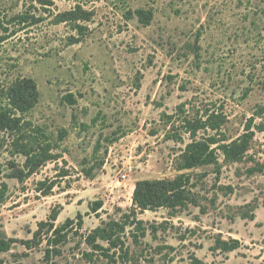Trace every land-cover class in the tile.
I'll return each instance as SVG.
<instances>
[{
  "label": "rangeland",
  "instance_id": "obj_1",
  "mask_svg": "<svg viewBox=\"0 0 264 264\" xmlns=\"http://www.w3.org/2000/svg\"><path fill=\"white\" fill-rule=\"evenodd\" d=\"M76 6L91 13L88 22L66 15ZM139 9L152 12L148 26L134 15ZM23 78L39 92L24 118L57 160L19 182L9 164L24 158L0 141V191L7 186L0 238L31 240L37 224L58 212L52 223L61 243L51 260L59 264H190L191 257L264 264V0H0V85ZM206 115L224 119L207 132L218 140L253 133L240 162L218 151L217 166L189 172L206 174L192 180L206 213L190 205L174 216L166 209L133 215L137 181L188 173L178 167L189 135L180 130L184 144L168 137L184 117ZM247 204L257 206L253 221L240 218ZM125 215L133 226L121 235L122 249L109 259L93 253L85 238ZM219 239L239 248L223 252ZM46 243L13 244L0 263L47 264Z\"/></svg>",
  "mask_w": 264,
  "mask_h": 264
},
{
  "label": "trees",
  "instance_id": "obj_2",
  "mask_svg": "<svg viewBox=\"0 0 264 264\" xmlns=\"http://www.w3.org/2000/svg\"><path fill=\"white\" fill-rule=\"evenodd\" d=\"M68 16H72L76 21L88 22L91 17V13L83 11L80 6H76L75 9L66 13ZM134 15L138 19V22L144 26H148L152 20V12L139 9L134 12ZM27 19V17L21 15L18 17L20 20ZM79 30L85 29V27L77 25ZM6 31V29L4 28ZM79 41H75L77 43ZM39 92L37 86L32 79H16L7 86L0 85V141L7 144L11 155H20L24 158L23 164L19 167L12 168L11 178L17 179L19 182H23L24 179L29 178L36 171L44 166L48 161H56L55 156L51 152V145L43 142L39 139L38 128H33L32 123L25 120L24 116L31 111L38 103ZM184 106L179 105L177 107L180 114H184ZM167 119L172 120L174 116L165 115ZM179 117V116H176ZM221 118V119H220ZM221 116L206 115V118L196 117L189 119L184 117L180 121L178 127H174L175 133L172 134V139L176 142L184 144L181 131L189 135V142L185 143L184 149L180 155V163L178 170L187 171L188 173H182L177 175L173 179H159V180H139L135 183L132 192V210L131 213L136 215L137 213H143L145 211H156L159 209H166L174 216L188 208V206H194L199 208L201 214L206 213V209L201 207L197 200V193L193 190L196 188V184L192 183L193 179L197 181L203 180L206 177L205 173L193 174L190 171L197 170L206 166H217L219 151L225 161L237 163L240 162L245 153L249 149L250 142L253 139V133L250 129H246L245 134L241 135L233 141L227 139L218 140L213 136H208L207 132H218L220 125L223 122ZM203 132V137H197L199 132ZM32 133V134H31ZM256 169H250L249 172L255 173ZM52 183L49 185V189L43 192V196H47L52 189ZM7 186L2 184L3 191H0V198L4 197V191ZM101 208L99 201L90 204V210L92 213H96ZM247 213L240 214V218L243 220H254V212L257 209L256 205L247 204L245 207ZM58 212L54 213L47 222H40L37 224V230L33 232L32 239L26 241H16L15 239L0 238V253L7 252L10 246L16 243H20L25 249L33 248L35 245L42 243V240L46 238V244L48 248L44 251V261L47 264H59L54 260H51V256L55 253V256H59L58 244L61 242L57 239L56 235L59 233V229L55 228L53 223L57 218ZM81 221L80 214L78 215ZM135 217V216H134ZM123 221H111L109 223H102V227L94 229L86 238V245L92 250L93 253L100 252L101 256L109 259L113 255L109 253L112 250L122 249V237L125 228L127 226H133L131 221V215H125ZM71 220H66V223H71ZM79 222V224H80ZM134 224H141V221H134ZM47 227L45 233L43 228ZM51 234V238H49ZM144 235V231L141 233ZM134 242H137V238L133 237ZM98 242H104L107 244V248H103ZM240 243L237 240H230L229 242L216 240V246L223 252H232L239 248ZM53 246V247H51ZM93 253L83 252L84 258L90 257ZM1 264V263H0ZM190 264H205L196 257L190 258Z\"/></svg>",
  "mask_w": 264,
  "mask_h": 264
}]
</instances>
